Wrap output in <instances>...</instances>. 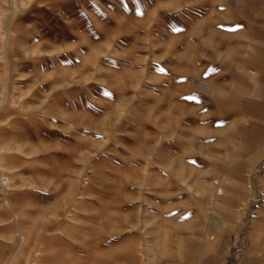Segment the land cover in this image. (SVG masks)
<instances>
[{"label": "rangeland", "instance_id": "374dc122", "mask_svg": "<svg viewBox=\"0 0 264 264\" xmlns=\"http://www.w3.org/2000/svg\"><path fill=\"white\" fill-rule=\"evenodd\" d=\"M222 1L8 0L0 6L6 31L0 45L4 51H17L4 53V60L10 70L34 69L35 80L32 95L20 83L19 99L4 101L0 123L11 128L16 121L18 133L4 136L20 143L21 179H27L29 170L34 180L21 183L23 197L42 206L46 189L52 209L61 204L72 209L67 214L37 213L34 219L51 221L52 245L77 255L73 264H114L115 258H122L113 244L137 202L147 203L141 213L153 216L156 203L169 210L187 205L189 192L197 201L202 196L193 186L199 189L204 181L188 182L194 178L190 166L180 161L178 169L172 161L179 154L174 148L178 141L169 131L182 129L175 126L181 119L174 111L188 108L194 91L214 96L219 89L217 78L223 71L216 68L225 57L220 50L230 41L233 24L221 11L226 9ZM238 1L228 0L227 13L242 7ZM12 24L13 34L8 32ZM204 80L215 84L205 85ZM226 83L222 88H230ZM51 93L77 122L78 134L74 126L64 128L55 118L58 106L43 101ZM156 127L165 132L159 150L150 139ZM65 136L72 144L68 149L62 145ZM76 144L81 148L76 150ZM162 159L167 165L160 179L157 163ZM202 167L197 164L195 173L200 169L205 174ZM82 175L83 183L78 181ZM3 179L11 183L10 176ZM77 189L82 190L79 197ZM60 221L69 223V238L80 242H65V231L55 228ZM156 233L150 226L145 236L153 240ZM52 250L53 259L60 260L62 253ZM59 260L54 264H64Z\"/></svg>", "mask_w": 264, "mask_h": 264}, {"label": "crops", "instance_id": "0c3cea01", "mask_svg": "<svg viewBox=\"0 0 264 264\" xmlns=\"http://www.w3.org/2000/svg\"><path fill=\"white\" fill-rule=\"evenodd\" d=\"M6 1L0 0V6ZM238 2V5L244 4L228 13V0L221 3L226 7L221 11L233 24L229 29L230 41L220 50L225 57L216 68L223 71L217 78L220 79L219 89L214 96L192 92L188 108L179 106V110L174 111L176 118L181 119L175 126L183 130L180 128L178 133L168 130L178 141L174 148L179 154L172 161L177 163L178 169L184 162L190 166L194 178L188 182L204 181L199 189L193 186L195 193L199 191L202 196L197 201L193 192H189L191 200L187 205L172 206L169 210L156 203L153 216L141 213L146 212L147 203L137 202L138 208L132 217L118 228L122 234L113 247L115 252L123 253V257L118 261L115 258L114 264H264V0ZM2 12L3 9L0 10V37L6 32ZM13 24L8 30L12 34L16 29ZM223 33L227 37L228 29ZM4 53L17 54V51L10 47L4 51L0 45V120L4 117V101L13 100V96L19 99L21 93L17 86L24 83L28 87L26 92L32 95L30 90L32 92L35 85L34 69L21 71L13 67L10 70ZM229 71L235 78L229 79ZM226 82H230L228 89L222 88V83ZM202 83L215 84L212 80ZM43 101L58 106L55 118L64 128L74 126L78 134L77 122H72L67 108L55 94H46ZM14 122L11 128L0 123V264H54L59 259H53V248L62 253L61 263L73 264L78 261L77 255H69L68 247L52 245L51 221L34 219L37 213L67 214L72 213V209L62 204L52 209L51 195L46 189L48 196L42 206L36 207L34 201L23 197L26 195L19 190L22 182L34 180L29 170L27 179H21L20 143L7 141L4 136L18 133ZM154 133L156 136L150 138L151 143L159 150L165 132L156 127ZM181 133L187 136L182 137ZM62 145L66 149L72 146L67 136ZM74 147L81 148L77 144ZM6 149L11 153L4 154ZM198 162L206 164L202 167ZM197 164L205 174H201L200 169L195 173ZM157 165L160 171L156 178L161 179L167 161L158 160ZM5 174L10 176V184L3 179ZM78 181H85L83 175ZM82 183L78 185L83 189ZM81 194L82 190L77 189L76 197ZM181 194L177 193L176 197ZM67 224L60 221L55 228L65 231L62 234L65 242H80L78 238L70 239ZM150 226L158 232L153 240L145 236ZM37 229L43 232L37 233ZM128 256L137 261H129Z\"/></svg>", "mask_w": 264, "mask_h": 264}]
</instances>
